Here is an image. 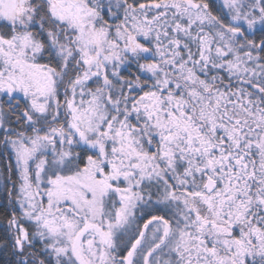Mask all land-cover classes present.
<instances>
[{
    "label": "snow or ice",
    "instance_id": "snow-or-ice-1",
    "mask_svg": "<svg viewBox=\"0 0 264 264\" xmlns=\"http://www.w3.org/2000/svg\"><path fill=\"white\" fill-rule=\"evenodd\" d=\"M0 155V264H264V0H0Z\"/></svg>",
    "mask_w": 264,
    "mask_h": 264
},
{
    "label": "trees",
    "instance_id": "trees-1",
    "mask_svg": "<svg viewBox=\"0 0 264 264\" xmlns=\"http://www.w3.org/2000/svg\"><path fill=\"white\" fill-rule=\"evenodd\" d=\"M6 208V202H5V192L0 190V221L3 219L4 210ZM3 233V224L0 223V234ZM6 257L0 256V262L5 260Z\"/></svg>",
    "mask_w": 264,
    "mask_h": 264
},
{
    "label": "rangeland",
    "instance_id": "rangeland-1",
    "mask_svg": "<svg viewBox=\"0 0 264 264\" xmlns=\"http://www.w3.org/2000/svg\"><path fill=\"white\" fill-rule=\"evenodd\" d=\"M1 156L4 158L3 161H4V168H5V164L7 163L8 158H7L6 155H0V162H1ZM13 163H14V161H13ZM4 168L0 166V172H3ZM10 187H11V185H8V188H10ZM0 190L3 191V192H5V194L7 193L6 187H5V181L3 180L2 177H0ZM7 197H8V195H7Z\"/></svg>",
    "mask_w": 264,
    "mask_h": 264
},
{
    "label": "flooded vegetation",
    "instance_id": "flooded-vegetation-1",
    "mask_svg": "<svg viewBox=\"0 0 264 264\" xmlns=\"http://www.w3.org/2000/svg\"><path fill=\"white\" fill-rule=\"evenodd\" d=\"M3 159H4V158L1 156V162H0L1 164H0V166L4 168V161H3ZM6 194H7V193H6ZM6 194H5V202H6V207H7V201H8L7 199H8V197H7Z\"/></svg>",
    "mask_w": 264,
    "mask_h": 264
}]
</instances>
